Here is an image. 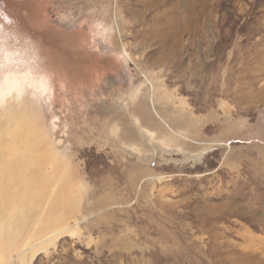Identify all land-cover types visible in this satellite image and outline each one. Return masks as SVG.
<instances>
[{"label": "rangeland", "instance_id": "obj_1", "mask_svg": "<svg viewBox=\"0 0 264 264\" xmlns=\"http://www.w3.org/2000/svg\"><path fill=\"white\" fill-rule=\"evenodd\" d=\"M6 73L50 181L0 264H264V0H0Z\"/></svg>", "mask_w": 264, "mask_h": 264}, {"label": "bare ground", "instance_id": "obj_2", "mask_svg": "<svg viewBox=\"0 0 264 264\" xmlns=\"http://www.w3.org/2000/svg\"><path fill=\"white\" fill-rule=\"evenodd\" d=\"M23 76L6 73L0 81V103L1 98L5 97L8 92L14 89L18 92L23 82L22 79L25 78ZM26 130H28L27 126L22 122L18 129L11 133L10 139L4 140L0 137V248L3 254L10 251L24 235L29 227L28 218L31 216L33 205L38 203L50 181L47 175L41 174L42 167L48 158H33L28 153L18 155L19 150L30 152L38 149L39 143L33 142L34 135ZM51 157L50 154L49 159L54 161L55 159ZM14 187L15 190H13ZM10 208L12 212L7 216L5 210Z\"/></svg>", "mask_w": 264, "mask_h": 264}]
</instances>
